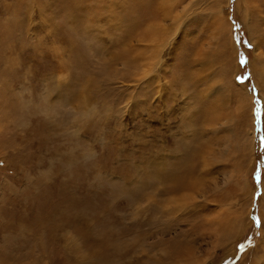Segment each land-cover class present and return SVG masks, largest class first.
<instances>
[{
  "label": "rangeland",
  "instance_id": "obj_1",
  "mask_svg": "<svg viewBox=\"0 0 264 264\" xmlns=\"http://www.w3.org/2000/svg\"><path fill=\"white\" fill-rule=\"evenodd\" d=\"M0 264H264V0H0Z\"/></svg>",
  "mask_w": 264,
  "mask_h": 264
},
{
  "label": "snow or ice",
  "instance_id": "obj_2",
  "mask_svg": "<svg viewBox=\"0 0 264 264\" xmlns=\"http://www.w3.org/2000/svg\"><path fill=\"white\" fill-rule=\"evenodd\" d=\"M237 27H238V25H237ZM249 47H251V45L249 44ZM243 62V61H242Z\"/></svg>",
  "mask_w": 264,
  "mask_h": 264
},
{
  "label": "bare ground",
  "instance_id": "obj_3",
  "mask_svg": "<svg viewBox=\"0 0 264 264\" xmlns=\"http://www.w3.org/2000/svg\"><path fill=\"white\" fill-rule=\"evenodd\" d=\"M249 35H250V33H249ZM256 76V75H255ZM236 85V84H235Z\"/></svg>",
  "mask_w": 264,
  "mask_h": 264
}]
</instances>
